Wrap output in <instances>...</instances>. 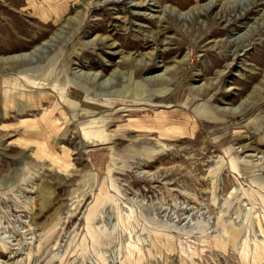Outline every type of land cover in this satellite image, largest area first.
<instances>
[{"label": "rangeland", "instance_id": "rangeland-1", "mask_svg": "<svg viewBox=\"0 0 264 264\" xmlns=\"http://www.w3.org/2000/svg\"><path fill=\"white\" fill-rule=\"evenodd\" d=\"M0 264H264V0H0Z\"/></svg>", "mask_w": 264, "mask_h": 264}, {"label": "bare ground", "instance_id": "bare-ground-1", "mask_svg": "<svg viewBox=\"0 0 264 264\" xmlns=\"http://www.w3.org/2000/svg\"><path fill=\"white\" fill-rule=\"evenodd\" d=\"M22 56L27 57L28 54H24V55H22ZM11 58H15V60H17V58H19V56H16V57H10V58H8V59H11ZM20 58H21V56H20ZM26 59H27V58H26Z\"/></svg>", "mask_w": 264, "mask_h": 264}]
</instances>
